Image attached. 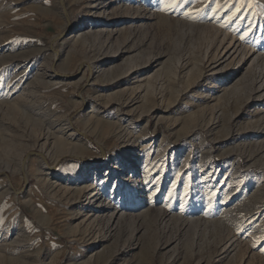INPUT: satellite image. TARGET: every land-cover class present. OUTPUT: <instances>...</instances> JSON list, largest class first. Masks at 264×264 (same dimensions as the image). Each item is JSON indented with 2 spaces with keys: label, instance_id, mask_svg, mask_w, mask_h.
I'll return each instance as SVG.
<instances>
[{
  "label": "rangeland",
  "instance_id": "1",
  "mask_svg": "<svg viewBox=\"0 0 264 264\" xmlns=\"http://www.w3.org/2000/svg\"><path fill=\"white\" fill-rule=\"evenodd\" d=\"M262 77L264 0H0V264H264Z\"/></svg>",
  "mask_w": 264,
  "mask_h": 264
},
{
  "label": "bare ground",
  "instance_id": "2",
  "mask_svg": "<svg viewBox=\"0 0 264 264\" xmlns=\"http://www.w3.org/2000/svg\"><path fill=\"white\" fill-rule=\"evenodd\" d=\"M169 2V1H168ZM171 3V2H170ZM170 7V6H169ZM172 9V8H171ZM176 12H178V9H175ZM182 16H184L185 19H188L189 21H191V23H195V16H188V17H185L186 15L183 14ZM234 41L231 40V42L228 44V46L226 47V49L230 48L231 45H233L232 47H234V51H236L239 47H240V50L244 48V46L241 47V43H238V44H235V42L233 43ZM238 50V51H240ZM241 50V51H242ZM246 50V49H244ZM251 52H253L251 50ZM250 52V54H251ZM249 55V54H248ZM252 55V54H251ZM256 60V59H255ZM254 90L256 92H261V91H264V78H259L257 80H255V88ZM97 188H95V190L93 191L92 195L90 196V198H97V195H98V192L96 190ZM102 210H107L106 208V204H102ZM228 217V216H227Z\"/></svg>",
  "mask_w": 264,
  "mask_h": 264
},
{
  "label": "snow or ice",
  "instance_id": "3",
  "mask_svg": "<svg viewBox=\"0 0 264 264\" xmlns=\"http://www.w3.org/2000/svg\"><path fill=\"white\" fill-rule=\"evenodd\" d=\"M216 7H217V9H218V8L221 7V5H220L219 3H217ZM243 7H244V5L241 4L240 7L236 9V11L239 12Z\"/></svg>",
  "mask_w": 264,
  "mask_h": 264
}]
</instances>
